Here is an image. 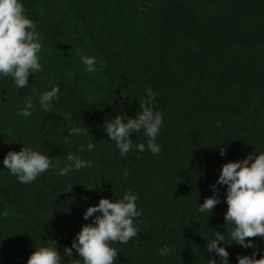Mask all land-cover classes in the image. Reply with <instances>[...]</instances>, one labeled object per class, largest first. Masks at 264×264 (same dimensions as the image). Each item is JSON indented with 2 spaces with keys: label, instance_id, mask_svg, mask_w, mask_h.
<instances>
[{
  "label": "trees",
  "instance_id": "trees-1",
  "mask_svg": "<svg viewBox=\"0 0 264 264\" xmlns=\"http://www.w3.org/2000/svg\"><path fill=\"white\" fill-rule=\"evenodd\" d=\"M22 3L40 33L43 71L30 75L24 89L0 78V161L24 145L61 167L69 153L92 166L65 177L52 169L21 184L0 163V212L8 211L0 216V264H27L51 240L65 264H77L80 257L65 256L64 247L92 223L83 219L85 211L102 198L122 199L126 190L139 196L142 215L135 221L137 237L111 245L118 251L116 264L218 261L207 243L215 231L228 233L234 226L224 220L225 187L213 192L211 186L224 164L264 153V0ZM81 56H95L98 71L87 73ZM53 85L61 94L45 113L39 95ZM149 88L156 93L154 109L164 117L156 139L161 152L148 151L140 132L130 137L132 151L121 157L103 125L122 113L139 115ZM29 96L33 115L25 119L18 112ZM66 113L71 120L62 118ZM83 124L89 136L67 137ZM89 140L95 143L92 152ZM139 143L145 152L136 151ZM214 195L221 203L201 214L198 207ZM249 239L255 249L226 246L229 264L257 249L256 259L264 256V241ZM165 245L173 252L161 257Z\"/></svg>",
  "mask_w": 264,
  "mask_h": 264
},
{
  "label": "clouds",
  "instance_id": "clouds-1",
  "mask_svg": "<svg viewBox=\"0 0 264 264\" xmlns=\"http://www.w3.org/2000/svg\"><path fill=\"white\" fill-rule=\"evenodd\" d=\"M25 13L22 0H0V78H11L16 89L27 88L30 75L35 76L43 71L40 62V53L43 50L40 33L37 31L36 23ZM81 62L87 73L93 74L98 71L95 56H81ZM60 94L58 85H53L50 90L41 93L40 109L45 113H51L53 102L59 100ZM155 99L156 93L149 88L146 98L139 103V115L131 118L126 113H122L111 119V122L105 121L103 127L107 138L115 142L121 157H127L132 151L133 141L130 137L140 132H143L144 137L147 138V150L153 155L160 154L161 147L156 143V139L160 135L164 117L160 111L154 109ZM33 107L32 98L30 96L25 98L24 107L20 109L18 115L25 119L30 118L33 115ZM62 118L66 121L71 120L72 115L66 113ZM67 132V137L90 135L89 128L84 124L74 126ZM9 141L14 140L5 142ZM94 147L95 143L89 140L87 151L92 152ZM79 151H84V145L80 146ZM136 151L145 152V144H137ZM220 155L222 157L225 155L223 148L220 150ZM0 163L21 184H31L52 169H58V175L65 177L71 172L92 166L91 161L69 153L66 163L61 167L58 162L53 163L52 157L24 145L19 152L9 151ZM127 175L125 171V179ZM218 186L225 187L224 202L228 207L224 220L226 225L234 227L228 233L214 232L213 238L206 247L207 252L214 253L219 260L213 257L208 264H229L226 246L235 244L244 249H255L256 246L249 238L260 237L264 241V153L250 154L243 160L224 164L216 184L211 186L213 192L218 191ZM138 200L137 194L126 190L122 199L114 201L102 198L98 205L88 207L83 219L88 221L92 218V223L82 226L71 246L64 247L65 256L71 258L74 253L77 254L80 257L74 260L77 264H116L118 251L111 245L127 244L139 235V228L135 224L137 218L142 215L138 210ZM219 203L221 201L217 195L206 198L198 207V211L201 214H211ZM0 216L7 217L8 211L5 209L0 212ZM172 252L173 249L167 245L159 249L161 257H166ZM258 254L257 249L251 256H238V264H264V256L256 259ZM65 262L57 243L51 240L50 243L36 248L27 264H65Z\"/></svg>",
  "mask_w": 264,
  "mask_h": 264
}]
</instances>
